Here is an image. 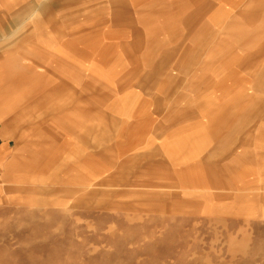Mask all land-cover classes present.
Listing matches in <instances>:
<instances>
[{"label": "rangeland", "instance_id": "1", "mask_svg": "<svg viewBox=\"0 0 264 264\" xmlns=\"http://www.w3.org/2000/svg\"><path fill=\"white\" fill-rule=\"evenodd\" d=\"M109 1L3 0L13 9L33 3L50 8V19L66 17L78 3L94 8L101 20L113 17ZM160 1L145 0V8ZM181 2L186 0H164L155 22L162 29L159 52L174 59L156 56L140 73L146 79L155 63L164 62L163 78L174 67L181 74L187 66L177 69L182 61L176 57L187 53L194 58L187 61L191 74L185 71L178 82L194 86L189 92L201 100L205 95L214 109L237 98L232 114L216 119L217 112L195 108L187 134L167 137L170 127L163 126L152 136H128L121 132L129 125L108 108L121 94L122 76L105 78L110 86L100 88L98 103L73 92L63 119H39L47 109L38 98L32 101L31 85L23 86L17 93L26 94L19 103V142L29 148L0 168V264H264V0ZM7 8L0 19L10 25L14 13ZM219 8L227 16L222 27L210 23ZM36 14L31 22L42 19ZM107 31H99V50L120 52L121 32L115 29L112 47ZM23 51L14 50L15 59L4 61L0 71L26 73ZM230 58L236 60L228 69L222 63ZM86 108L95 110L93 119L74 125ZM10 119V110L0 109V121ZM43 122L53 135L44 134ZM178 141L186 143L183 150L175 148ZM95 152L103 164L93 176L76 168L60 172L66 168L58 164L62 153L76 160ZM27 165L36 166L34 174L22 175Z\"/></svg>", "mask_w": 264, "mask_h": 264}, {"label": "crops", "instance_id": "2", "mask_svg": "<svg viewBox=\"0 0 264 264\" xmlns=\"http://www.w3.org/2000/svg\"><path fill=\"white\" fill-rule=\"evenodd\" d=\"M54 1L57 2L58 0ZM197 1L186 0L185 3L181 2L179 4L183 6L186 4L194 5ZM144 2L145 0H129V2L127 0H113L111 3L109 1L108 4L111 5L110 7L114 11L113 17H106L101 20L99 16L98 19L96 18L97 14L94 13V8H82V4L78 3L72 6L74 8H65L70 10L65 12L66 17L50 19L51 10L45 6L40 9L39 5L36 6L33 3L22 5L21 8L14 5L15 8L13 9L11 8L13 5L0 0V10L8 6L5 11L14 13L10 15L13 18L10 25L2 24L0 19V65H3L4 61L15 59L11 54L14 50H24L23 59L27 61V64L24 65V69H27L26 73L22 71L16 73L0 71V109L10 110L11 112L10 121H0V168L5 160L15 156V152L22 150V148L26 150L29 148L27 144L22 145L19 142V103L23 101L26 94H17L27 84L31 85L29 92H35L31 95L32 101H36L38 98L40 102H43V109H47L39 119H63L67 111L66 102L71 99L73 92L87 93L85 99L93 100L96 98L95 102L98 103L99 92L102 91L100 88L110 86L109 81L105 78L107 76H122L124 81L122 79L121 87L116 89L121 94L118 99H114L115 102L109 103L108 108L113 111L115 109L116 115H120L118 118L123 119L122 123L129 125L121 132L123 135L128 136L138 134L152 136L163 126L170 127L165 132L167 137L177 136L179 133L187 134L188 126H194V122L191 121L195 119V108H199L204 114L217 112L218 114L213 112L216 119H225L232 114L231 109L233 106L235 107L232 104L237 103V98L227 99V103L216 107L218 109H214L209 99H205V95L201 100L199 96L196 98L194 92H189L191 90L195 91L194 86L189 85V83L178 82V77L183 76L185 71L186 77L191 74L189 73L191 64L187 61L194 58L186 56L187 53L179 52L176 57V59L182 61L176 63L177 69L180 66H187L186 70L183 68L181 74L174 67L171 68L172 72L163 78L164 67L162 66H164V62H162L163 64L160 62L155 63L154 72L150 73L151 76L155 77L154 81H149L151 79L150 74L146 79H143L142 73H140L142 65L149 64L151 60L157 59L156 56H160V60L174 59L169 52H159L158 42L160 43L162 29L155 22L163 11L164 7L162 8V6L166 5L164 0L150 5L149 8H145ZM134 11L136 12L134 14L135 19L130 16V12ZM37 12L42 13V19L39 22H31L36 17ZM25 15L27 18L22 21ZM192 19H194V16ZM226 20L227 16L222 8L216 9L210 16V23L220 27ZM20 22H23L22 25L19 24ZM146 27L147 32H145ZM167 27L170 26L167 25ZM116 28L121 32V40H124L117 42L118 44L124 43L122 50L112 52L109 51V46H107V48H101L100 51L99 31L104 32V29H108L105 34H112L110 43L113 47V35ZM173 33L175 36V31ZM200 33L198 32L196 35L200 36ZM195 42L197 41L192 38L191 43ZM3 43L5 45H1ZM132 45L135 48L137 47L138 50L132 51ZM145 49L149 50L146 51ZM153 49H156V52H154L156 58L152 54ZM184 60H186V63L183 62ZM235 60V58H230L222 64L229 69L235 63ZM236 62L238 63V60ZM7 65L14 68L16 63L9 62ZM136 77H139L141 82L137 84L131 82ZM100 78L101 80L105 79L104 85H99ZM215 85L212 83L208 89ZM208 89L203 90L208 92ZM22 108L24 107L22 106ZM25 110L21 111V115L25 114ZM94 111L84 109V114L77 117V119H82L81 123L76 121L74 125L81 127L85 124V119H93L91 116L95 114ZM29 112L26 110V114ZM15 113H17V116H15ZM149 119L153 120L150 121ZM190 119L192 120L190 121ZM43 125L46 128H43L45 135L54 134V129L44 122ZM134 126L137 128H134ZM60 127L62 132L68 134L64 125L60 124ZM89 131L92 134L94 133L93 129ZM92 141L98 147L99 141L96 138ZM185 146L186 143L178 141L175 148L183 150ZM62 155L58 161L60 166L65 165L66 167L60 171L62 173L70 171L68 168H76L93 176L95 170L103 164L100 162L99 153L97 152L84 155L76 160L75 157L72 159V157H67L63 153ZM26 157H22L24 159L23 163L26 159L28 163L29 156ZM40 157L44 161L46 160L44 155ZM35 170L36 166L27 165L26 168H22V175L34 174Z\"/></svg>", "mask_w": 264, "mask_h": 264}]
</instances>
